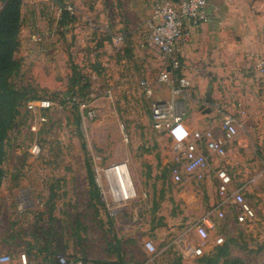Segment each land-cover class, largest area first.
Returning a JSON list of instances; mask_svg holds the SVG:
<instances>
[{
  "label": "rangeland",
  "instance_id": "374dc122",
  "mask_svg": "<svg viewBox=\"0 0 264 264\" xmlns=\"http://www.w3.org/2000/svg\"><path fill=\"white\" fill-rule=\"evenodd\" d=\"M156 1L23 0L20 48L14 55L19 67L10 78L18 105L0 140V246L11 252L0 255L14 260L24 253L26 264L35 262L37 252L27 249L39 247L48 234L59 249L71 248L56 254L69 264L71 253L78 259L89 255V242L97 256H104L114 235L127 245L152 241L154 250L170 243L168 253L176 264H202L199 259L213 252L221 236V245L229 243L233 257L248 264L264 263V84L258 81L253 92L240 90L242 96L237 98L249 102L247 111L238 102L237 113L227 110L223 115L250 121L232 139H225V157L213 161V167L209 163L202 178L188 176L194 179L174 182V145L191 132L180 131L184 116L169 132L154 129L152 102L174 97L167 91L169 81L158 82L168 61L164 63L154 48L134 47L128 33L131 26L147 23ZM64 10L68 14L63 21ZM120 34L125 36L123 44L114 45L112 38ZM142 81L151 85V96ZM189 87L195 99L191 83ZM41 99L50 100L52 108L42 112L27 108L29 102ZM86 164L96 194L89 186ZM119 165L127 177L129 193L124 198L113 194L119 186L111 170ZM218 169L232 181L226 198L246 184L242 194L255 211L253 222L241 225L236 211L226 204L217 209L224 213L222 218L211 213L218 198ZM184 197L193 200L186 205ZM206 214L212 227L203 254L181 258L183 245L197 249L201 243L190 228L195 220L184 219ZM155 219L166 226L155 227ZM126 235L133 236L129 242L124 241ZM150 253L144 251L143 264L162 262Z\"/></svg>",
  "mask_w": 264,
  "mask_h": 264
},
{
  "label": "crops",
  "instance_id": "0c3cea01",
  "mask_svg": "<svg viewBox=\"0 0 264 264\" xmlns=\"http://www.w3.org/2000/svg\"><path fill=\"white\" fill-rule=\"evenodd\" d=\"M206 12L208 14V21L201 26L189 28L191 31L190 39L180 42L177 45L176 56L180 61V70L177 75H172L166 87L167 91H169V97H172V91L179 87L178 80L180 78L188 80L189 84L191 83L193 86L192 92L195 94V99L190 93V87L188 89H181L178 95L169 99H172L176 103L177 108L183 112L184 126L180 131L188 133L200 130H212L224 138L223 132L219 130L222 120L221 117H224L223 115L227 113V110L233 115L237 113L238 110L236 111L235 106L238 105V102H241V106L246 111L247 105L249 106V102L238 100L237 97L242 96L240 90L246 88L247 91L253 92L255 85L259 83L258 81L264 84L263 78L256 67L257 62L264 58V0H206ZM121 26L118 25L117 28H121ZM128 33L134 39V43L132 44L134 47L138 48L140 45L148 47L143 44L146 34L145 25L141 26V28L131 26ZM138 34H143V37ZM120 36L121 40H117L119 36L112 38L114 45L123 44L125 36L124 34H120ZM158 53L161 54L159 51ZM161 58L165 63V59L163 57ZM249 87H252L251 90ZM234 92L237 93L235 95V100L237 99L236 103L233 102L232 97ZM162 101H167V99ZM235 119L238 124L237 129L244 125L247 126L250 122L249 119H239L237 115ZM177 135L175 134V139H177ZM201 151L207 155L212 167L213 161L218 162L220 159L209 154L204 146L201 147ZM218 166H220V163L216 168ZM106 170L104 169L105 172ZM114 173V171H111L112 176H114ZM122 173L126 174L125 169H121ZM191 179L194 178L187 177L184 182H189ZM216 181L218 191L217 178ZM239 189L246 190V184L237 188V190ZM183 200L188 205L193 199L191 197H184ZM215 200V203L211 204L212 208L219 207L218 203L233 207L230 201L221 199L219 194ZM93 204H96L95 199H93ZM156 214L157 216L159 215L158 212ZM203 218L204 215L197 219H194L193 216L184 219L187 223L195 220L190 228L196 233L197 237L199 236L196 227L201 223ZM158 221L160 220H157L155 227L166 226L165 224H158ZM247 223H242L241 225ZM170 227H173V224H170L167 229L171 230ZM211 227L212 224L208 228L211 229ZM43 236L45 237V241H39V247L35 244L33 247L27 249L29 253L37 252L38 254L34 257L36 258L35 262L31 261L29 264H42L45 258L46 261L44 262L55 264L56 254L59 251H72L71 248L67 249L66 247L59 249L56 243L53 242L52 237L48 234H44ZM112 236L113 239L104 247V256H97L94 253L96 250L95 247L92 245V242H89L90 244L87 247V250L90 251L89 255L78 259L79 257L71 253L69 255L72 256V261L69 264H143V253L145 250L149 251L145 247V244H132L130 242L127 245L122 243L120 237L115 238L114 235ZM130 236L132 235L123 237L124 241L129 242L127 238ZM152 238L154 239L155 236H152ZM149 242L153 243L152 241ZM170 245L168 243L165 247L159 248V250L155 248V251L150 254L155 257V260H161L162 262L160 264H176L178 262L177 259L168 253L173 248ZM194 250L195 248L190 245H183L180 251L182 254L181 258L194 256ZM8 251H10L8 246L6 248L0 246V253ZM31 257H33V254H31ZM179 260L181 261L180 258ZM9 264H21L19 254L14 260L11 259Z\"/></svg>",
  "mask_w": 264,
  "mask_h": 264
},
{
  "label": "built area",
  "instance_id": "2783aa9c",
  "mask_svg": "<svg viewBox=\"0 0 264 264\" xmlns=\"http://www.w3.org/2000/svg\"><path fill=\"white\" fill-rule=\"evenodd\" d=\"M208 21L206 12V0H158L155 3V9L150 19L145 24L146 34L143 44L148 47L157 49L162 57L168 61L163 72L160 73L158 82H170L172 75L180 70V61L176 56L177 45L180 42L187 41L191 37L189 28L198 27ZM121 40V36L117 38ZM257 70L264 81V58L257 62ZM179 87L172 91V96L178 95L180 90L188 87L189 81L180 78L178 80ZM141 86L144 88L147 96H151L153 91L148 81H142ZM53 103L50 100L41 99L29 102L27 108L31 111H47L52 108ZM152 123L154 129L160 132H169L179 125L182 120L183 113L176 106V103L170 101L154 100L152 102ZM239 107L242 108L241 105ZM237 121L233 115H226L222 118L219 130L223 132L224 138L217 135L212 130L193 131L189 138L185 141L177 142L174 145L175 158L177 163L171 168V174L174 182H182L188 176L202 178L209 166L208 157L201 151L204 146L206 151L220 159L225 157V139H232L237 134ZM183 160V165L180 166V161ZM122 165L115 166L111 171H114V180L119 186V191L113 192L114 195L126 197L129 193L127 187V177L125 173L121 174ZM120 172V173H119ZM218 180V194L221 199L230 201L237 214V220L240 224L252 222L255 219V211L251 204L245 199L242 194V189L236 190L226 198L227 189L232 185L230 176L223 169H218L216 172ZM113 184V183H112ZM229 198V199H228ZM219 207L223 203H218ZM219 207H213L211 213L216 212L219 218L224 216ZM210 223L208 215L202 219L196 227L197 234L201 240L200 246L195 249V254L202 255L203 248L208 238V227ZM223 243V238L219 237L215 240V244ZM145 247L154 252V245L151 242H146ZM21 264L27 263V258L24 253L19 255ZM11 257L9 255H0V264H9ZM55 264H67L62 256L56 257ZM167 264V263H164Z\"/></svg>",
  "mask_w": 264,
  "mask_h": 264
},
{
  "label": "trees",
  "instance_id": "16d2710c",
  "mask_svg": "<svg viewBox=\"0 0 264 264\" xmlns=\"http://www.w3.org/2000/svg\"><path fill=\"white\" fill-rule=\"evenodd\" d=\"M177 1V0H176ZM23 0H1L0 7V140L5 131V126L10 113L17 107L18 102L10 87V78L17 71L19 65L15 53L20 48L21 7ZM68 13L64 10L61 19L64 21ZM61 20V21H62ZM63 23V22H62ZM3 157L0 150V184L3 175ZM87 167V164H86ZM88 183L96 194L97 186L91 171L87 167ZM93 195V199H96ZM231 242V240L229 241ZM202 264H248L241 258L230 254V245L215 246L212 253L199 259ZM264 264V263H263Z\"/></svg>",
  "mask_w": 264,
  "mask_h": 264
}]
</instances>
